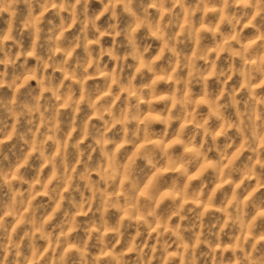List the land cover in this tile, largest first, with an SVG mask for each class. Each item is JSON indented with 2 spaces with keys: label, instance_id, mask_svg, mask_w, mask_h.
I'll return each instance as SVG.
<instances>
[{
  "label": "clouds",
  "instance_id": "9594fccd",
  "mask_svg": "<svg viewBox=\"0 0 264 264\" xmlns=\"http://www.w3.org/2000/svg\"><path fill=\"white\" fill-rule=\"evenodd\" d=\"M0 264H264V0H0Z\"/></svg>",
  "mask_w": 264,
  "mask_h": 264
}]
</instances>
